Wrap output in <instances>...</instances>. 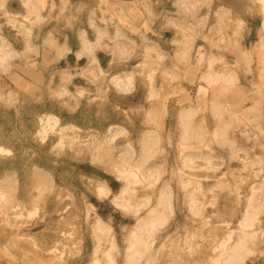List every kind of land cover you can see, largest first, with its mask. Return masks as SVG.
<instances>
[{
    "label": "rangeland",
    "instance_id": "rangeland-1",
    "mask_svg": "<svg viewBox=\"0 0 264 264\" xmlns=\"http://www.w3.org/2000/svg\"><path fill=\"white\" fill-rule=\"evenodd\" d=\"M0 264H264V0H0Z\"/></svg>",
    "mask_w": 264,
    "mask_h": 264
},
{
    "label": "bare ground",
    "instance_id": "bare-ground-1",
    "mask_svg": "<svg viewBox=\"0 0 264 264\" xmlns=\"http://www.w3.org/2000/svg\"><path fill=\"white\" fill-rule=\"evenodd\" d=\"M154 219H156V218H154ZM158 219V218H157ZM152 222V221H151Z\"/></svg>",
    "mask_w": 264,
    "mask_h": 264
}]
</instances>
